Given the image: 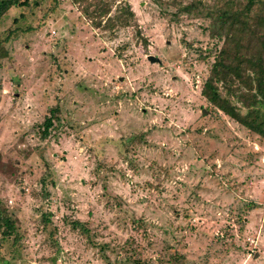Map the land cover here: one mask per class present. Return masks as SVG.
Returning a JSON list of instances; mask_svg holds the SVG:
<instances>
[{
  "label": "rangeland",
  "instance_id": "rangeland-1",
  "mask_svg": "<svg viewBox=\"0 0 264 264\" xmlns=\"http://www.w3.org/2000/svg\"><path fill=\"white\" fill-rule=\"evenodd\" d=\"M39 1L0 18V36L20 29L0 60V209L20 235L12 252L0 237V257L264 264V138L199 94L219 46L205 12L245 0H109L132 11L109 33L71 0Z\"/></svg>",
  "mask_w": 264,
  "mask_h": 264
},
{
  "label": "trees",
  "instance_id": "trees-1",
  "mask_svg": "<svg viewBox=\"0 0 264 264\" xmlns=\"http://www.w3.org/2000/svg\"><path fill=\"white\" fill-rule=\"evenodd\" d=\"M71 1L79 6L82 17L96 19L95 26L108 33L115 27L127 26L132 18L127 4L111 9L109 0ZM57 3V0H46L44 8L53 10ZM39 4V0H0V18L11 7L33 8ZM200 5L199 0H191L178 3L175 10L189 13ZM19 15L22 16L21 13ZM205 15L207 36L219 41V46L212 56L199 94L212 110L221 112L236 124L264 138V0H245L236 8L217 6L206 10ZM11 21L15 24L17 18L13 17ZM19 31L17 26L8 27L0 36V60L9 58L6 43L12 34ZM52 112L53 109L50 114ZM50 117L43 120L44 124H50ZM40 134L44 137L45 133L42 130ZM142 141L141 133L131 139L133 143ZM69 223L73 229L88 237L84 224L77 220H70ZM16 228L9 213L4 208L0 209V237L10 239V252L19 243L20 234ZM171 258L170 264H182L181 255L173 253ZM130 259L136 262L134 256ZM7 263L0 257V264Z\"/></svg>",
  "mask_w": 264,
  "mask_h": 264
},
{
  "label": "water",
  "instance_id": "water-1",
  "mask_svg": "<svg viewBox=\"0 0 264 264\" xmlns=\"http://www.w3.org/2000/svg\"><path fill=\"white\" fill-rule=\"evenodd\" d=\"M146 59L148 60V62H156L159 63V59L153 55H147ZM202 111L204 112V110L202 109Z\"/></svg>",
  "mask_w": 264,
  "mask_h": 264
}]
</instances>
